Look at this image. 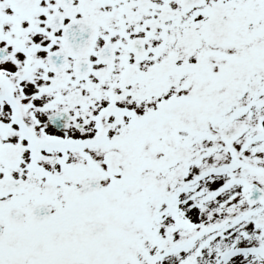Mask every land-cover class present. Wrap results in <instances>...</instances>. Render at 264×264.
I'll use <instances>...</instances> for the list:
<instances>
[{"label": "snow or ice", "instance_id": "6c2138e0", "mask_svg": "<svg viewBox=\"0 0 264 264\" xmlns=\"http://www.w3.org/2000/svg\"><path fill=\"white\" fill-rule=\"evenodd\" d=\"M0 264H264V0H0Z\"/></svg>", "mask_w": 264, "mask_h": 264}]
</instances>
